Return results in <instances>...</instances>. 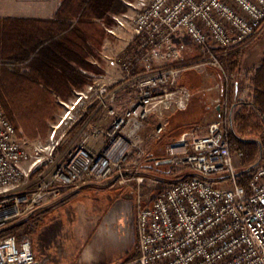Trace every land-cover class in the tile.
<instances>
[{"label": "built area", "instance_id": "obj_1", "mask_svg": "<svg viewBox=\"0 0 264 264\" xmlns=\"http://www.w3.org/2000/svg\"><path fill=\"white\" fill-rule=\"evenodd\" d=\"M133 15H114L111 35L131 25L133 47L117 58L121 78L110 86L103 74L75 91L71 105L95 100L110 117L106 127L91 126L63 160L54 155L59 139L29 150L16 136L0 102V229L62 197L66 188L116 180L140 184L147 151L143 132L154 139L167 127L168 115L184 110L189 89L178 83L189 44L200 53L193 67L217 66L216 49L240 47L261 29L264 0H136L126 2ZM97 65L96 61H93ZM124 101L122 108L115 102ZM231 117L170 140L154 166H171L186 178L169 184L147 204L137 200V264H264V136L261 157L253 164L248 193L237 184L236 167L225 131ZM100 142L96 149L89 141ZM131 166V170H130ZM50 172L48 179L43 178ZM38 173V175H37ZM131 173V174H130ZM127 174H130L129 176ZM33 175L39 178L29 182ZM0 264H38L30 239L0 238Z\"/></svg>", "mask_w": 264, "mask_h": 264}, {"label": "rangeland", "instance_id": "obj_2", "mask_svg": "<svg viewBox=\"0 0 264 264\" xmlns=\"http://www.w3.org/2000/svg\"><path fill=\"white\" fill-rule=\"evenodd\" d=\"M129 1L134 3L136 0H124L123 12L131 16L134 9L127 6L126 2ZM114 15L112 14V17ZM113 26L114 21L103 27L105 29ZM104 33L101 47L96 53L98 55L103 48L104 53H110L117 63V58L123 57L132 49L135 32L131 25L126 24L124 28L117 29L115 35L107 33L106 30ZM183 41L188 45V49L183 54L182 63L188 64L186 67L189 68L183 69L179 81L189 89L191 99L184 111H176L172 119L171 117L167 119V129L160 139H154L151 128L144 129L142 138L145 151L153 153L156 157H162L166 144L177 138L183 130L196 128L198 133H203L213 120L232 116L234 107L231 109V105L246 97V92L234 94L233 86L239 80V73L245 71L244 67H249L264 56V22L261 29L239 47L245 48L241 65L230 75L222 67L219 54L216 55L222 69L211 65L193 67L203 56L201 57L189 44L187 38ZM102 66L101 73L107 74V68L105 65ZM76 97L74 95L66 100L54 98L52 107L54 112L47 117L41 129L35 128L34 131L26 133L25 123L22 121L16 123L17 138L25 142L27 148L31 150L35 144L47 145L50 134L55 130V138L59 139V145L54 155L57 162L63 160L84 135L82 127L85 121L78 128L74 125L84 114L86 104L72 109L71 105ZM179 123H188L189 126L179 132L173 129V126ZM230 127L231 125H228L227 129ZM263 136L264 133L258 137L261 146ZM260 157L261 154L257 156L255 162ZM233 161L236 169L241 168L235 154ZM139 172L145 176L140 184L135 182L119 184L112 180L73 188L67 196L57 198L53 203L46 204L21 218L22 225L15 234L25 235L30 239L38 264H137L133 259L138 254L135 219L137 200H140L141 204L149 203L170 184L167 179L176 176L171 173L164 174L166 178L158 177L145 166L139 169ZM37 175H33L29 182L35 183L39 178ZM49 176L50 172H46L43 178L48 179Z\"/></svg>", "mask_w": 264, "mask_h": 264}, {"label": "trees", "instance_id": "obj_3", "mask_svg": "<svg viewBox=\"0 0 264 264\" xmlns=\"http://www.w3.org/2000/svg\"><path fill=\"white\" fill-rule=\"evenodd\" d=\"M124 10V0H60L50 19L0 17V102L15 131L20 121L25 123L26 133L41 129L54 112V98L66 100L86 87L90 78L81 69L94 70L90 58H98L103 26L113 22L112 14ZM244 51L233 47L216 49L215 53L221 55L219 61L230 75L240 68ZM247 82L250 96L231 105V127L225 137L241 165L236 169L237 184L248 193L250 168L261 154L258 137L264 133V56L249 71ZM89 114L87 110L75 128ZM161 158L149 152L144 166L155 176L166 178L164 174L173 173L172 167L153 165V160ZM187 176L167 180L171 184ZM21 225L22 220L9 222L0 229V238L15 234Z\"/></svg>", "mask_w": 264, "mask_h": 264}, {"label": "crops", "instance_id": "obj_4", "mask_svg": "<svg viewBox=\"0 0 264 264\" xmlns=\"http://www.w3.org/2000/svg\"><path fill=\"white\" fill-rule=\"evenodd\" d=\"M59 3H60V0H0V17H24V18L50 19L53 17L54 13L56 12L59 6ZM101 49L102 50L99 51L98 58L90 59V62L94 67V70L93 69L92 70L81 69V72L86 75L87 73H85L84 71L88 73H94V74H103L101 73V66L103 64L102 67H104L105 65L108 71L107 74H103V75L106 76L107 83L110 86H112L118 80H120L121 70L119 66L117 65V63L113 60L112 55L110 53L108 54L104 53L103 48ZM261 59L262 57L258 58L257 61L255 63L250 64L249 67H244L245 71H243L242 73H239L240 75L239 80L234 84L233 90H234V94L236 95H238L239 92L241 94H243V92H246V97L242 100H246L250 96V91L248 89V82H247V76L249 74V71L255 68L256 66H258ZM93 61H96L97 65H95ZM242 66H243V62H242ZM198 75L202 76L201 74H198ZM203 79L204 78H202L201 80L202 84H203ZM178 83L180 84V81H178ZM123 105H124V101L122 100H118L117 102H115V106L117 108H122ZM87 110L90 111V114L85 119L84 125L82 127L84 130V135L86 134L88 130H90L89 128L91 126L106 127L109 125L110 117L108 116L107 111L105 109L100 108L97 105V102L95 100L89 101L88 103H86L85 112H87ZM180 111H184V110H180ZM175 112L170 113L167 119H169L170 117L172 119L176 115L174 114ZM189 124L179 123L176 126H173V129L179 130V132H181L182 129L187 128ZM146 125H147L146 126L147 128L152 129V125L150 122H147ZM184 131L186 130H183L182 132ZM100 144H101L100 142H95L92 139H90L88 145L91 149H96L100 146ZM127 175L129 176L130 174H127ZM72 190L73 188L71 187L66 188V192L64 193V195H62V197H65L68 194H70Z\"/></svg>", "mask_w": 264, "mask_h": 264}, {"label": "water", "instance_id": "obj_5", "mask_svg": "<svg viewBox=\"0 0 264 264\" xmlns=\"http://www.w3.org/2000/svg\"><path fill=\"white\" fill-rule=\"evenodd\" d=\"M251 168H253V165H252V167H251ZM251 168H250V169H251Z\"/></svg>", "mask_w": 264, "mask_h": 264}]
</instances>
